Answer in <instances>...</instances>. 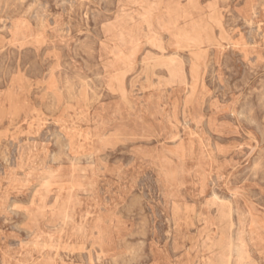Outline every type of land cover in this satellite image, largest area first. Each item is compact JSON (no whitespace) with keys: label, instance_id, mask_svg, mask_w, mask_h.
Instances as JSON below:
<instances>
[{"label":"rangeland","instance_id":"rangeland-1","mask_svg":"<svg viewBox=\"0 0 264 264\" xmlns=\"http://www.w3.org/2000/svg\"><path fill=\"white\" fill-rule=\"evenodd\" d=\"M0 264H264V0H0Z\"/></svg>","mask_w":264,"mask_h":264},{"label":"bare ground","instance_id":"bare-ground-1","mask_svg":"<svg viewBox=\"0 0 264 264\" xmlns=\"http://www.w3.org/2000/svg\"><path fill=\"white\" fill-rule=\"evenodd\" d=\"M109 201V200H108ZM153 235V234H152ZM70 240V239H69ZM24 262V261H23Z\"/></svg>","mask_w":264,"mask_h":264}]
</instances>
